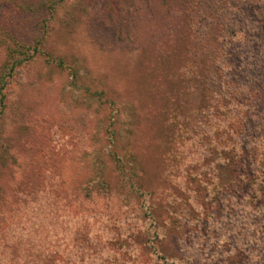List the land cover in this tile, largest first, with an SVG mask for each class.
Masks as SVG:
<instances>
[{"label": "rangeland", "instance_id": "1", "mask_svg": "<svg viewBox=\"0 0 264 264\" xmlns=\"http://www.w3.org/2000/svg\"><path fill=\"white\" fill-rule=\"evenodd\" d=\"M159 6L0 0V264H65L39 257L77 228L99 237L86 264H245L247 210L215 153L227 131L211 32L192 22L172 51L152 46ZM137 233L155 251L141 255Z\"/></svg>", "mask_w": 264, "mask_h": 264}, {"label": "trees", "instance_id": "2", "mask_svg": "<svg viewBox=\"0 0 264 264\" xmlns=\"http://www.w3.org/2000/svg\"><path fill=\"white\" fill-rule=\"evenodd\" d=\"M153 2L160 6L159 25H153L150 30L152 46L163 44L172 51L182 43L181 36L187 39L197 32L200 36L205 31L211 32L217 62L215 76L209 82L216 89V104L218 100L222 102L227 131L226 149L215 153L222 159L227 156L230 178L225 187L227 193L241 197L242 206L247 210L242 239L247 254L245 264H264V0H185V6L180 5L178 9L169 0ZM116 16L120 18L121 13ZM124 21L121 19L117 27L116 38L122 42L133 41L136 30ZM192 22L197 26L193 34L188 32ZM239 36H244L246 41L235 52H229V45L237 43ZM25 60V57L14 60L11 68ZM139 234L136 237L139 251L147 256L157 237ZM97 236L77 228L69 239L73 242L70 247L67 243L64 250H50L39 258L45 260L52 255L57 259L62 257L65 264H86L91 256L99 253ZM103 244L115 246V240L111 237Z\"/></svg>", "mask_w": 264, "mask_h": 264}]
</instances>
